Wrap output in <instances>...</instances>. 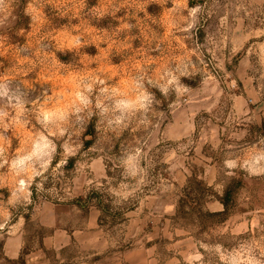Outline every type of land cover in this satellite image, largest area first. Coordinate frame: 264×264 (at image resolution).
I'll list each match as a JSON object with an SVG mask.
<instances>
[{
  "label": "rangeland",
  "instance_id": "1",
  "mask_svg": "<svg viewBox=\"0 0 264 264\" xmlns=\"http://www.w3.org/2000/svg\"><path fill=\"white\" fill-rule=\"evenodd\" d=\"M263 121L264 0H0V264H264Z\"/></svg>",
  "mask_w": 264,
  "mask_h": 264
},
{
  "label": "trees",
  "instance_id": "2",
  "mask_svg": "<svg viewBox=\"0 0 264 264\" xmlns=\"http://www.w3.org/2000/svg\"><path fill=\"white\" fill-rule=\"evenodd\" d=\"M259 131L264 130V121L262 125L258 126ZM91 142H86V146H90ZM75 161L74 159L70 162ZM200 175L193 171L192 178L188 181V185L183 189V198L180 201V209L188 206L199 224L204 229H213L215 226L225 223L231 216L232 204L235 202L236 194L244 187L243 179L233 178L226 186L222 196H216L213 187L209 186L206 179V169L198 168ZM110 174V172H109ZM209 197H213L222 205L220 211H210L204 206ZM200 199L205 203L200 204ZM113 197L105 190L91 189L86 197L78 198L73 201L79 209L89 211L91 208H96L100 212L98 223L101 227L113 228L121 223L127 221L126 214L131 211V208L116 207L113 204ZM22 255V253H21ZM10 263H20L24 261L23 256L18 259H10Z\"/></svg>",
  "mask_w": 264,
  "mask_h": 264
},
{
  "label": "crops",
  "instance_id": "3",
  "mask_svg": "<svg viewBox=\"0 0 264 264\" xmlns=\"http://www.w3.org/2000/svg\"><path fill=\"white\" fill-rule=\"evenodd\" d=\"M207 176H208V172H207V170H206V179H207ZM70 208H75V209H77L76 207H70ZM79 210V209H78ZM80 211V210H79ZM21 253H22V251L20 250V249H18V250H13L12 252H11V254L8 256L10 259H18L20 256H21Z\"/></svg>",
  "mask_w": 264,
  "mask_h": 264
}]
</instances>
